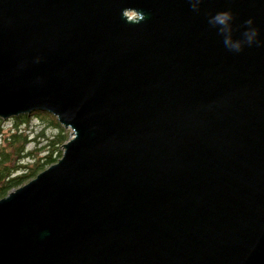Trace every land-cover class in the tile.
Here are the masks:
<instances>
[{
	"label": "water",
	"instance_id": "95a60500",
	"mask_svg": "<svg viewBox=\"0 0 264 264\" xmlns=\"http://www.w3.org/2000/svg\"><path fill=\"white\" fill-rule=\"evenodd\" d=\"M38 110L70 138L0 264H264V0H0V118Z\"/></svg>",
	"mask_w": 264,
	"mask_h": 264
},
{
	"label": "trees",
	"instance_id": "16d2710c",
	"mask_svg": "<svg viewBox=\"0 0 264 264\" xmlns=\"http://www.w3.org/2000/svg\"><path fill=\"white\" fill-rule=\"evenodd\" d=\"M34 118L43 121L39 129L31 126ZM69 138L70 130L46 111L0 118V198L58 162Z\"/></svg>",
	"mask_w": 264,
	"mask_h": 264
},
{
	"label": "clouds",
	"instance_id": "9594fccd",
	"mask_svg": "<svg viewBox=\"0 0 264 264\" xmlns=\"http://www.w3.org/2000/svg\"><path fill=\"white\" fill-rule=\"evenodd\" d=\"M191 6L193 10L198 11L199 10V4L201 3V0H190ZM139 19L136 21V23H140L144 19H146V16L140 11L139 12ZM233 20V14L230 11H221L215 14L214 16H211L209 19V23L213 27H219V32L225 36L224 43L225 45L233 51L239 52L243 49V46L245 43L251 45L253 42L256 41V37L258 35V30L254 28H250L248 31L244 33V40H234L232 37V25L230 21ZM253 23L252 20L246 21L247 25H251Z\"/></svg>",
	"mask_w": 264,
	"mask_h": 264
},
{
	"label": "rangeland",
	"instance_id": "374dc122",
	"mask_svg": "<svg viewBox=\"0 0 264 264\" xmlns=\"http://www.w3.org/2000/svg\"><path fill=\"white\" fill-rule=\"evenodd\" d=\"M4 120H7V119H4ZM42 120H37V119H33V122L31 123V126H35V128L36 129H39L40 128V126L42 125ZM6 126L8 127V126H10V124L8 123V124H6ZM67 129V128H66ZM70 130V129H69ZM71 132V131H70ZM63 149V148H62Z\"/></svg>",
	"mask_w": 264,
	"mask_h": 264
}]
</instances>
